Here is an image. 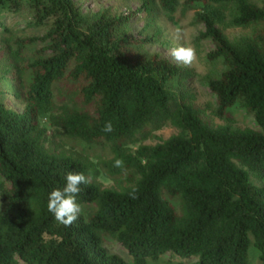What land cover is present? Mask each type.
<instances>
[{"label": "trees", "instance_id": "obj_1", "mask_svg": "<svg viewBox=\"0 0 264 264\" xmlns=\"http://www.w3.org/2000/svg\"><path fill=\"white\" fill-rule=\"evenodd\" d=\"M182 6L196 10L200 37L213 44L209 59L225 66L206 80L218 113L244 108L258 128L210 124L188 88L192 69L137 53L146 40L126 29L136 15L91 18L76 0H0L9 38L24 12L49 27L43 36L7 38L0 56V264H147L164 256L167 264H251L252 247L264 264V0H152L136 14L173 17ZM224 25L261 27L231 40ZM166 123L177 133L129 145ZM69 138L105 144L110 154L95 163L68 153L59 144ZM70 171L87 183L77 219L65 225L47 202ZM100 173L118 187H104Z\"/></svg>", "mask_w": 264, "mask_h": 264}, {"label": "rangeland", "instance_id": "obj_2", "mask_svg": "<svg viewBox=\"0 0 264 264\" xmlns=\"http://www.w3.org/2000/svg\"><path fill=\"white\" fill-rule=\"evenodd\" d=\"M83 8L85 14L91 18L100 16L102 13H107L110 16L120 15H136L132 22L127 25L126 29L134 36L145 39L146 42L136 46V51L140 55L160 54L161 56L170 59L174 63L189 67L193 71L188 88L195 97L196 103L201 107L203 117L213 126L229 124L238 128H258V125L249 112L244 108L234 107L225 115L218 113V103L216 96L211 92L206 85L208 78L219 75L225 66L221 59L211 60L208 57L209 52L213 48V44L208 39H202L200 33L204 30V26L196 20L195 9H185L183 6L178 9L173 17L168 16L163 11L157 9L153 16L146 14L143 11H137L152 0H76ZM260 4L262 0H253ZM155 2V1H154ZM156 7L157 3L155 2ZM151 6H155L151 4ZM32 23V16L29 12H24L19 15L11 24L10 29L14 37L9 38L0 30V56L5 53V44L7 38L15 41V37H39L43 36L49 29L47 26H35ZM261 25H252L249 27H232L224 25V30L231 40H235L241 36L251 35L255 30H258ZM40 47V43L35 44ZM178 47H191L195 51V57L190 62L185 64L182 61H177L172 56V50ZM4 49V50H2ZM32 48L27 51L30 55ZM0 57V58H1ZM4 59H0V71L4 70L1 63ZM19 108V105H15ZM49 129V134H53V130L49 126L46 119H43ZM177 133V129L166 123L156 129H142L133 138V141H128L129 145L136 148L139 144H156L163 139L169 138ZM55 140V137H51ZM59 148L68 153L83 156L95 163L100 156H108L110 147L103 144L87 145L77 139H66L59 144ZM253 181L260 185L263 182L253 176ZM97 181L104 187H118L117 181L106 177L102 173L97 176ZM1 182V178H0ZM4 209L3 202L0 196V210ZM111 250L121 256L129 259L125 248L118 242H112ZM258 251L252 247L250 250V263L259 264ZM147 264H167V258L161 257L159 260H149Z\"/></svg>", "mask_w": 264, "mask_h": 264}, {"label": "clouds", "instance_id": "obj_3", "mask_svg": "<svg viewBox=\"0 0 264 264\" xmlns=\"http://www.w3.org/2000/svg\"><path fill=\"white\" fill-rule=\"evenodd\" d=\"M172 56L177 61L185 64L190 63L195 57V51L191 47H178L172 50ZM105 132L112 131V124L108 122L104 125ZM123 161L115 160L116 167H122ZM66 183L63 189H54L48 195L47 209L53 214L55 219L62 224L71 225L77 219L80 206L76 203L77 194L80 192V185L87 183V178L83 173L68 172Z\"/></svg>", "mask_w": 264, "mask_h": 264}]
</instances>
